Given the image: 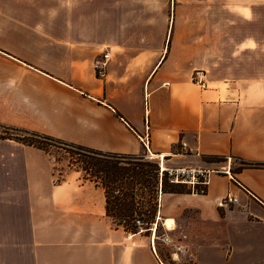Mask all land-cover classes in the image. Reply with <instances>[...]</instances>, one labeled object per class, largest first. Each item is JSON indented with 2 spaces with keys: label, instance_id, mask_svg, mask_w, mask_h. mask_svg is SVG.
Returning a JSON list of instances; mask_svg holds the SVG:
<instances>
[{
  "label": "crops",
  "instance_id": "crops-1",
  "mask_svg": "<svg viewBox=\"0 0 264 264\" xmlns=\"http://www.w3.org/2000/svg\"><path fill=\"white\" fill-rule=\"evenodd\" d=\"M216 1L194 26L192 0H0V125L123 155L146 152L147 127L165 165L230 157L204 193L161 192L157 219L172 234L191 211L196 264H264V0ZM53 172L0 136V264H165L153 235L114 226L100 186Z\"/></svg>",
  "mask_w": 264,
  "mask_h": 264
},
{
  "label": "trees",
  "instance_id": "trees-1",
  "mask_svg": "<svg viewBox=\"0 0 264 264\" xmlns=\"http://www.w3.org/2000/svg\"><path fill=\"white\" fill-rule=\"evenodd\" d=\"M6 129L14 130L17 134H6ZM0 136L39 148L45 152L48 151V146L61 147L73 158L70 165H68L76 164L78 170L85 174L82 177L84 180L91 181L103 189L105 213L111 218L114 226L121 227L124 231L136 232L138 227L134 223V215L143 216L142 221L146 225L155 222L156 208L152 205L154 203H148L150 209L144 207L145 202L142 203L140 200L142 198L140 191L142 188L152 190L151 187L158 182V165L142 163L141 155L103 152L33 130L5 127L3 125H0ZM132 158L137 160L132 161ZM206 159H219V157L212 156ZM250 166L262 165L251 163ZM56 181L61 180L56 179ZM160 192L190 193L191 191L183 184L168 182L163 174L160 181Z\"/></svg>",
  "mask_w": 264,
  "mask_h": 264
},
{
  "label": "rangeland",
  "instance_id": "rangeland-1",
  "mask_svg": "<svg viewBox=\"0 0 264 264\" xmlns=\"http://www.w3.org/2000/svg\"><path fill=\"white\" fill-rule=\"evenodd\" d=\"M173 4V0L170 5ZM193 5V25H200L201 22V14L202 9H210V7H215L217 5L216 0H192ZM170 12V11H169ZM170 16V13H169ZM156 32L154 33L151 29L147 33L148 36H154ZM6 134L14 135L17 134L16 131L11 129L5 130ZM47 153L49 154L54 168V177L56 179L64 180L66 174L73 173L77 171V175L82 178L85 174L78 170V167L76 164L70 165V161L73 160L71 156L61 147L53 145L47 147ZM146 152H143L141 154V162L142 163H151V164H157L159 163V157L155 156H144ZM159 158V159H158ZM132 161H135L137 159L132 158ZM234 165L237 163L233 159ZM75 163V162H74ZM69 164V165H68ZM158 174V173H157ZM83 179V178H82ZM159 180V179H158ZM159 182V181H158ZM158 182L154 183V186L151 187L152 190H149L148 188H142L140 195H142V198L140 200L145 202V206L148 209H150L148 203H154L152 204L154 208H156V217H155V230L152 231H145L142 229H145V227L151 226L153 227V224L146 225L144 221H142L143 216L141 215H134L135 219H139L143 222V224L140 226L141 233H146L148 236H152V238L155 237V248L157 253L159 254L161 260L165 264H196V257L195 253L198 248L199 243L196 242L195 237L188 234V231H186V224H188V217H191V211L188 209L182 210L178 214V223L179 227L177 230L172 234H167L164 230V227L160 223V221L157 219L158 215V206L160 201V195L158 192ZM192 193V192H191ZM161 194V193H160ZM150 201V202H148ZM139 230V229H138ZM137 230V231H138ZM168 235V240H164V237ZM208 257L206 255V258L200 254L199 256V264H209L208 260H206Z\"/></svg>",
  "mask_w": 264,
  "mask_h": 264
},
{
  "label": "built area",
  "instance_id": "built-area-1",
  "mask_svg": "<svg viewBox=\"0 0 264 264\" xmlns=\"http://www.w3.org/2000/svg\"><path fill=\"white\" fill-rule=\"evenodd\" d=\"M107 54H103V58H106ZM104 61H99L96 64V72L98 75L103 70ZM193 82L198 84L201 88H205L206 84L204 81V76L202 70L196 69L193 71L192 75ZM141 144L143 145L146 154L144 156H152L148 150V133L147 127H145L144 135L140 137ZM185 146V143H182V147ZM188 151L184 150L182 153L186 154ZM162 158V157H161ZM159 159V158H158ZM218 160V159H217ZM164 158L159 159L158 163V192L160 195V181L163 174L165 175L166 179L170 183L175 184H183L187 188L190 189L193 193L202 194L206 191V186L209 182V177L213 173H223L231 177V168H230V157H223V159L217 161L219 163H223L221 166H213V167H199V168H189V167H174L168 166L163 163ZM236 202V197L231 193L228 192L224 198L221 199L220 205H224L226 203H234ZM135 225L140 230V226L143 224L139 219L134 220ZM154 228V223L153 227ZM138 230V231H139ZM164 240H168V237H164Z\"/></svg>",
  "mask_w": 264,
  "mask_h": 264
},
{
  "label": "clouds",
  "instance_id": "clouds-1",
  "mask_svg": "<svg viewBox=\"0 0 264 264\" xmlns=\"http://www.w3.org/2000/svg\"><path fill=\"white\" fill-rule=\"evenodd\" d=\"M237 11H240L242 15H244L245 17H247L248 15V11L246 8H242V9H236ZM247 47H252L253 45L251 44V42H249L247 45Z\"/></svg>",
  "mask_w": 264,
  "mask_h": 264
},
{
  "label": "bare ground",
  "instance_id": "bare-ground-1",
  "mask_svg": "<svg viewBox=\"0 0 264 264\" xmlns=\"http://www.w3.org/2000/svg\"><path fill=\"white\" fill-rule=\"evenodd\" d=\"M151 155H152V153H151ZM152 156H154V155H152ZM160 158V157H159ZM165 225H166V227H170V225H171V220L170 219H166L165 220Z\"/></svg>",
  "mask_w": 264,
  "mask_h": 264
}]
</instances>
